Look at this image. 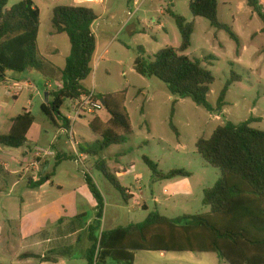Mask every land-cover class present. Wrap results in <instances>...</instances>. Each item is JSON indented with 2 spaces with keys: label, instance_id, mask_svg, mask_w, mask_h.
<instances>
[{
  "label": "rangeland",
  "instance_id": "rangeland-1",
  "mask_svg": "<svg viewBox=\"0 0 264 264\" xmlns=\"http://www.w3.org/2000/svg\"><path fill=\"white\" fill-rule=\"evenodd\" d=\"M31 1L39 10L41 56L64 66L70 46L65 34L54 35L52 12L57 6L81 4L75 0ZM258 1L264 10V0ZM18 2L7 0V9ZM188 4L189 0H137L136 4L129 0H102L84 4L97 17L94 29L106 53L92 63V73L83 87L95 96L124 92L132 131L126 143L110 146L95 157L83 155L82 150L87 151L98 139L89 123L95 116L106 121L109 115L104 109L73 124V142L61 121L71 114L73 101L64 102L60 118L52 123L41 112L44 97L41 73H6L0 84V135L8 132L9 120L24 111L34 121L23 147L0 146V264H38L35 259L21 261L18 257L41 252L57 259L55 264H86L87 228L96 212L85 175L91 178L103 198L100 230L141 223L153 211L168 218L209 212L202 204L203 191L213 187L220 172L202 160L195 144L200 138H209L225 122L238 124L257 119L250 127L264 132V33L261 20L247 7L246 0H217V20L237 35L239 48L226 31L213 28L203 18L193 17ZM168 10L186 23H192L191 43L184 55L201 59V65L213 75L215 82L207 95L211 105L215 106L220 91L234 74L237 81L230 85L221 111L210 113L189 99H176L162 82L134 71L138 47L151 60L162 49L180 46L181 37ZM109 40H112L110 44ZM55 43L60 50L57 55L52 53ZM25 83L29 86H24ZM36 148L68 158L55 168L51 183L42 189L28 188V177L38 179L47 162L51 172L55 156L36 160ZM143 157L151 160L162 173L173 169L189 172L191 194L182 192L181 188H170L178 179H156ZM99 159L105 160L121 187L134 195L132 199L125 202L107 182L96 168ZM34 162L39 163L38 171L32 167ZM143 205L146 209L141 208ZM45 208L49 214L43 215ZM21 219L26 222L27 235L36 234L43 227V232L36 234L43 240V246L35 247L31 236L25 239L20 230ZM49 238L54 241L47 243ZM51 249L55 250L48 252ZM134 264L227 263L214 253L137 252Z\"/></svg>",
  "mask_w": 264,
  "mask_h": 264
},
{
  "label": "trees",
  "instance_id": "trees-1",
  "mask_svg": "<svg viewBox=\"0 0 264 264\" xmlns=\"http://www.w3.org/2000/svg\"><path fill=\"white\" fill-rule=\"evenodd\" d=\"M246 5L261 20V31L264 33V10L259 6V1L246 0ZM188 8L193 17L203 18L213 28L226 31L236 47H240L239 39L232 29L217 20V0H189ZM167 13L174 19L179 31L180 46L162 49L151 60H147L144 49L138 47L134 71L140 76L154 77L162 82L176 99H189L210 113L221 111L226 105L225 98L230 85L237 81L234 74L220 91L215 106L211 105L207 95L215 82L213 75L201 65V59H190L184 55L190 47L192 23H186L171 10ZM96 20L93 9L84 4L57 6L53 9V31L57 35H66L70 50L60 70L57 89L48 92L49 100L41 105L42 114L52 123L60 118V110L66 100L73 101L90 93L83 87V82L92 73L96 50L92 25ZM39 25V10L31 0H20L8 9L7 0H0V84L4 82L7 72H41L49 65V61L39 52ZM95 98L103 100V109L109 118L102 121L95 116L90 121L89 128L98 139L87 151L82 150L89 157L97 156L110 146L126 143L132 133L124 106V92ZM61 119L65 128L69 129L67 120L64 117ZM33 121L34 118L27 111L11 118L8 132L0 135V146L13 149L23 147ZM254 121L257 119L250 118L238 124L225 122L217 126L209 138H200L196 142L197 154L206 164L220 172L213 187L203 191L202 204L209 209L206 214H183L168 218L153 211L141 223L109 231L100 230L103 198L91 178L85 175L86 186L96 203L95 219L87 228L89 247L86 264H134L137 252L214 253L227 264H264V132L250 127ZM170 127L178 135L171 124ZM54 159L52 171H44L43 168L36 181L27 180L28 188L50 184L55 168L68 158L57 154ZM142 160L158 180L191 177L183 169L159 172L147 157ZM96 168L125 202L132 198L110 173L105 160L99 159ZM19 259L51 261L27 253L20 255Z\"/></svg>",
  "mask_w": 264,
  "mask_h": 264
},
{
  "label": "crops",
  "instance_id": "crops-1",
  "mask_svg": "<svg viewBox=\"0 0 264 264\" xmlns=\"http://www.w3.org/2000/svg\"><path fill=\"white\" fill-rule=\"evenodd\" d=\"M137 1V0H136ZM136 1H134V3L136 4ZM95 23V22H94ZM94 23L92 25V31L96 37V50H95V53H94V56H93V60H92V63L98 59H102L103 58V55L106 53V48L102 50V47L100 45V39L99 37L97 38V33L94 29ZM96 25V24H95ZM54 32V31H53ZM54 35H57L54 33ZM61 35L63 34H59L58 36L60 37ZM112 40H109V44L111 43ZM108 44V45H109ZM108 47V46H107ZM60 52L59 50V45H57L56 43L53 45V50H52V53L57 55L58 53ZM68 56V55H67ZM66 59V58H65ZM96 59V60H95ZM65 64V63H64ZM49 67L45 70V71H41V72H38V71H32V72H36V73H41L42 77H43V87H44V97L42 95V104L45 103V94H48V92H52L54 90L57 89V84L60 80V70L63 69L64 66H59V65H56L55 63H52L49 61ZM44 98V100H43ZM109 118V117H108ZM107 118V119H108ZM11 120V119H10ZM10 120H9V123H10ZM10 128V126H9ZM9 130V129H8ZM82 155V154H81ZM84 155V154H83ZM46 169H49V165H48V162L45 164L44 166V171ZM30 177H28L29 179ZM32 179L33 181H36L37 178H30ZM45 187V186H43ZM42 187V188H43ZM173 187V188H181L182 192L186 193V194H191V185H190V181L189 179H178L177 181L173 182L172 184H170V188ZM41 188V187H40ZM41 188V189H42ZM170 195L174 194V192H170L169 193ZM128 195H130V193H128ZM132 198L134 197L133 195H131ZM131 198V199H132ZM96 205V203H95ZM143 207L146 209V206L143 205L141 208L143 209ZM42 211L44 212L43 215L45 214H49V211H48V208H45V209H42ZM183 215V214H182ZM79 216V215H77ZM76 217V216H74ZM61 221V220H60ZM52 225V224H51ZM26 228V222L24 219H21L20 221V230L22 232H24V235L25 236V239H27L29 236H31V242L35 244V247H41L43 246V240L39 239L38 237H36V234H39L41 233V231L43 232V227L41 228H38L39 230L36 232V234H32V235H27V233L24 231ZM46 228V227H45ZM58 239V238H57ZM54 241L53 238H49L46 240L47 243H52ZM55 249H51L49 250L48 252H52L54 251ZM27 254H31V255H35V256H39L40 258L42 257H45V258H49L51 261L49 262H41L39 259H35L37 260L38 264H45V263H57L58 260L51 257V256H48V255H45V253L41 252L40 254L39 253H27ZM135 257V256H134ZM18 260L19 257H18ZM26 260H29V259H24V260H21V261H26Z\"/></svg>",
  "mask_w": 264,
  "mask_h": 264
},
{
  "label": "built area",
  "instance_id": "built-area-1",
  "mask_svg": "<svg viewBox=\"0 0 264 264\" xmlns=\"http://www.w3.org/2000/svg\"><path fill=\"white\" fill-rule=\"evenodd\" d=\"M102 0H75V2L80 4L90 3V2H101ZM18 86V84H16ZM24 86H29L28 83H25ZM20 88V87H18ZM101 109H103L101 100H97L95 98V95L93 91H91L89 94H85L81 96L79 99L73 100V106L71 114L65 117L67 122L69 123V129L68 131H65L71 138V140L74 142V132H73V124L79 120L84 118L86 115H92L96 112H99ZM35 151V158L36 160L42 159V158H49L55 156L52 151L44 150L40 148L34 149ZM32 167L35 171H38L39 163L34 162L32 164ZM166 193V191H165ZM130 195H133L130 193ZM134 196V195H133Z\"/></svg>",
  "mask_w": 264,
  "mask_h": 264
},
{
  "label": "water",
  "instance_id": "water-1",
  "mask_svg": "<svg viewBox=\"0 0 264 264\" xmlns=\"http://www.w3.org/2000/svg\"><path fill=\"white\" fill-rule=\"evenodd\" d=\"M47 101H48V95L45 94V103H47ZM101 103H102V106H104V102H103V100H101Z\"/></svg>",
  "mask_w": 264,
  "mask_h": 264
}]
</instances>
